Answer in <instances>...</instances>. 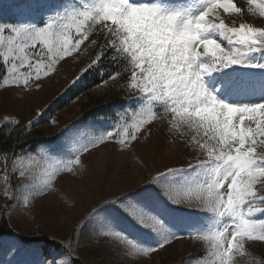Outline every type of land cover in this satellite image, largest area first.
<instances>
[{
    "label": "snow or ice",
    "instance_id": "snow-or-ice-1",
    "mask_svg": "<svg viewBox=\"0 0 264 264\" xmlns=\"http://www.w3.org/2000/svg\"><path fill=\"white\" fill-rule=\"evenodd\" d=\"M189 2L184 0L185 5ZM195 2L199 7L193 10L171 7L167 0H79L63 13L46 15L42 26L0 23V46L5 49L0 53V67L9 73L4 77L6 87L31 91L35 85L39 89L42 77L50 76L65 57L83 51L81 46L89 40L91 28L100 25L106 30L103 48L111 49L116 58L122 56L131 66L128 87L134 90L138 105L130 128L102 134L71 151L69 146L79 143L71 130L56 145L21 149L19 155L13 151V170L9 172L7 163L0 166V174L9 182L3 193L6 211L15 204L17 191H23L25 202L55 191L59 176H75L77 168L83 169L82 156L90 154L89 149L105 141H114L122 149L129 147L140 139L145 125L159 118L162 109L174 131L187 128L195 133L193 145L206 159L189 164L192 179H181L189 175L185 169L169 168L158 171L140 187L93 206L80 232L95 225L104 229L101 235L105 238L126 241L127 264H133L130 257L136 254L147 255L185 236L208 246L202 253L209 258L208 264H239L236 257L245 255L247 242L264 241V27L243 21L238 26L226 24L221 9L236 17L243 15L244 10L233 0ZM248 4L250 12L258 11L264 17V0H248ZM20 10L31 13L32 5H21ZM90 43L95 45L96 41ZM101 59L102 55L90 59L81 76ZM227 96L256 99L233 104L224 99ZM41 115L38 111L37 116ZM36 122L29 121V127ZM45 151L47 156L36 154ZM25 158L33 163L32 168L24 166ZM39 170L43 171L42 179L37 177ZM13 178L18 184H10ZM149 186L160 188L173 205L207 213L210 227L185 234L171 231L158 215L147 210L156 203ZM129 193L132 197L122 201ZM105 205L114 206L134 226L155 234V245L129 238L118 226L114 209ZM72 238L70 235L69 241ZM10 248L20 251L15 242ZM60 248L62 251L47 255L39 249H26L24 254L32 257L26 264H75L72 244L62 242ZM199 259L191 258L190 264H199Z\"/></svg>",
    "mask_w": 264,
    "mask_h": 264
},
{
    "label": "rangeland",
    "instance_id": "rangeland-1",
    "mask_svg": "<svg viewBox=\"0 0 264 264\" xmlns=\"http://www.w3.org/2000/svg\"><path fill=\"white\" fill-rule=\"evenodd\" d=\"M92 2L93 0H89V3ZM131 2L151 3L155 0H131ZM233 2L244 10L243 15L236 17L235 14H226L221 9V16L226 24L238 26L243 21L255 27H264V17H260L258 11L248 10L250 7L248 0H233ZM78 3L79 0H0V23L37 24L40 14L63 13L66 8H71ZM167 3L175 8L188 7L194 10L199 7L195 0H190L187 5L184 4V0H167ZM25 4L32 5L31 13L26 14L20 10V6ZM41 7L42 10L38 13ZM43 19L44 17L42 22ZM72 35H76L74 31ZM94 37L105 40L106 30L100 25L93 26L89 33V40L85 41L89 42L81 46L83 51L74 52L60 61L50 76L42 77L39 89L35 85L31 91L22 87H6L4 77L9 73L3 69L0 73V126L5 124L12 131L23 127L41 130L49 140L38 148L60 143L71 130L79 143L70 145L69 151L102 134L115 133L117 130L122 132L125 128H130L133 124L132 114L138 110L134 90L128 87L130 68L121 76V79L127 83L124 95L126 104L111 110L113 113L111 120L81 122L79 113L81 107L87 103L85 95L71 100L68 105L58 109L67 88L75 84L77 77L87 67L84 53L95 49L90 43ZM61 41L62 37L57 40V46ZM4 51V47L0 46V53ZM0 61L3 64L2 55H0ZM224 99L230 103L239 104L251 103L256 97L227 96ZM49 107L52 108L49 109ZM38 111L43 115L37 116ZM5 117H9L11 121L18 120L19 123H9L4 119ZM29 121L38 122L29 127ZM194 135L195 133L187 128L174 131L169 117L161 109L159 118L145 125L141 129L140 139L132 142L129 147L122 149L114 141H105L89 149L90 154L85 153L82 156L83 169L77 168L75 176L71 174L59 176L55 182V191L43 197H29L27 202L24 200L23 191H17L16 202L7 211L3 193L9 187V182H6L3 174H0V217L2 213L5 214L13 231L12 236H0V264H26L32 257L25 255L24 250L39 249L47 255L49 252L62 251L60 248L62 242H70L76 249L73 256L84 264H127L124 250L129 246L126 241L115 236L105 238L101 235L104 229L95 225H90L83 233L80 232L81 225L88 220L86 213L105 200L114 199L122 193L140 187L158 171H167L169 168L185 169L189 175L181 179H192L194 174L188 168L189 164L195 165L198 158L206 159V155L198 150V146L193 145ZM36 154L48 155L47 151ZM23 163L27 168L33 167V163L27 158ZM7 164L11 172L12 161ZM36 174L38 179L43 178L42 170L37 171ZM10 184H18V179H11ZM149 187L153 189L156 203L147 210L158 215L171 231L185 234L190 230H207L210 227L207 213L173 205L160 188ZM185 187H194V185ZM132 195L129 193L128 197H121V200L131 198ZM103 207L114 209V206L110 205ZM114 212L119 220L118 226L130 235L129 238L155 245V234L134 226L131 220L115 209ZM74 229L75 234H73ZM70 235L73 236L71 241H69ZM51 241L58 243L59 248H48L47 245ZM77 241L80 244L79 248H76ZM12 242L19 245L20 251H13L10 248ZM207 247L202 240L185 236L182 239L172 240L163 249L147 255L139 253L130 259L133 264H190L191 258L199 257V264H208L209 258L206 254L202 255ZM236 259L239 264H264V241L247 242L245 255L237 256Z\"/></svg>",
    "mask_w": 264,
    "mask_h": 264
},
{
    "label": "trees",
    "instance_id": "trees-1",
    "mask_svg": "<svg viewBox=\"0 0 264 264\" xmlns=\"http://www.w3.org/2000/svg\"><path fill=\"white\" fill-rule=\"evenodd\" d=\"M96 41L95 49H91L88 53H84L87 66L90 59L102 55L99 65L90 69L84 75H80V79L73 86L65 91L61 98L58 109L65 107L81 95L87 97V103L80 109V121L89 123L90 121L112 119L111 110L124 104V95L127 90L126 84L121 81V76L130 65L121 56L116 58L113 56L111 49H104L105 40L92 38ZM89 42V41H88ZM85 42V43H88ZM0 61V65H1ZM3 68L0 67V73ZM84 72V70L82 71ZM52 107H49L51 109ZM48 138L44 136L41 130L29 129L23 127L16 131H12L7 125L0 126V166L12 161V153L15 151L18 155L21 149H37L39 146L48 142ZM7 218L4 213L0 217V236H12ZM48 248L58 249V243L51 241L47 245ZM75 264H84L75 258Z\"/></svg>",
    "mask_w": 264,
    "mask_h": 264
}]
</instances>
